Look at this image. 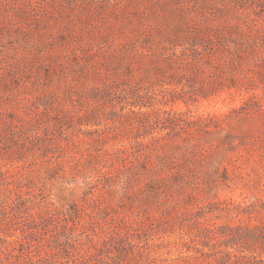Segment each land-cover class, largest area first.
<instances>
[{"label":"rangeland","instance_id":"obj_1","mask_svg":"<svg viewBox=\"0 0 264 264\" xmlns=\"http://www.w3.org/2000/svg\"><path fill=\"white\" fill-rule=\"evenodd\" d=\"M0 264H264V0H0Z\"/></svg>","mask_w":264,"mask_h":264}]
</instances>
